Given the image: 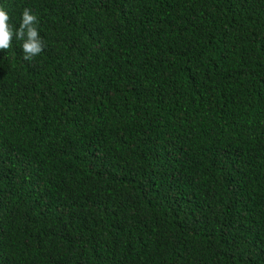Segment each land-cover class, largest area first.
<instances>
[{
	"label": "trees",
	"instance_id": "trees-1",
	"mask_svg": "<svg viewBox=\"0 0 264 264\" xmlns=\"http://www.w3.org/2000/svg\"><path fill=\"white\" fill-rule=\"evenodd\" d=\"M0 6V264H264V0Z\"/></svg>",
	"mask_w": 264,
	"mask_h": 264
},
{
	"label": "clouds",
	"instance_id": "clouds-1",
	"mask_svg": "<svg viewBox=\"0 0 264 264\" xmlns=\"http://www.w3.org/2000/svg\"><path fill=\"white\" fill-rule=\"evenodd\" d=\"M10 14L0 6V50H8L12 46L13 39L22 41L21 49L23 59L31 61L44 51L45 43L38 30V16L31 8H24L21 22L18 28L10 23Z\"/></svg>",
	"mask_w": 264,
	"mask_h": 264
}]
</instances>
